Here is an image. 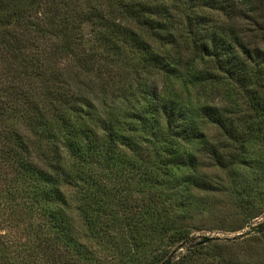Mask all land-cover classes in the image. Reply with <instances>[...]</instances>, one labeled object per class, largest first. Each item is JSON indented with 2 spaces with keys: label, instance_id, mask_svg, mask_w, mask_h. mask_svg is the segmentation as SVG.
I'll list each match as a JSON object with an SVG mask.
<instances>
[{
  "label": "trees",
  "instance_id": "16d2710c",
  "mask_svg": "<svg viewBox=\"0 0 264 264\" xmlns=\"http://www.w3.org/2000/svg\"><path fill=\"white\" fill-rule=\"evenodd\" d=\"M70 1L63 17L35 27L25 15L36 0H0V29L20 23L52 41L44 56L36 38L0 41L12 60L0 76V223L17 233L0 235L8 264L88 259L70 222L68 189L83 239L125 236L120 264H139V253L154 254L143 264H231L204 253L214 239L190 244L184 220L195 191H214L199 177L203 167L247 166L249 146L264 134V51L191 20L183 62L172 53L181 40L163 0H107L102 8ZM83 21L94 33L90 46ZM179 87L208 89L206 101L199 94L181 104ZM204 122L223 135L217 145L206 141ZM126 172L135 185L118 187Z\"/></svg>",
  "mask_w": 264,
  "mask_h": 264
},
{
  "label": "rangeland",
  "instance_id": "374dc122",
  "mask_svg": "<svg viewBox=\"0 0 264 264\" xmlns=\"http://www.w3.org/2000/svg\"><path fill=\"white\" fill-rule=\"evenodd\" d=\"M72 1L82 6H86V3L97 6V1H99L100 7L98 8L108 4L107 0ZM161 2L170 13L169 18L173 24V32L181 40L179 50L172 51V53L181 54L183 62L189 60L190 56V50L186 46L189 38L187 23L191 20L213 25L222 32L233 34L238 42L249 48L250 51L254 49L264 51V0H163ZM36 3L32 10L25 15V18L30 20L29 22L35 27L37 24L42 25L43 23L44 25L53 14L60 13V16L63 17L66 9L71 7L69 0H36ZM81 34L88 46L93 44L89 41L91 36H94L89 23L82 22ZM36 36L34 29L26 26L20 27V23L11 26V28L0 29V41L9 40L11 37L16 40L17 38L31 39ZM36 39L38 54L41 56L51 54L52 41L49 38L43 39V37ZM32 41L34 42V40ZM11 61V58L2 49L0 51V76L5 74ZM71 66L69 59H61L60 68L63 71L69 70ZM158 85L161 87V83ZM178 90L181 93V104L190 101L193 105L199 94H202L200 102L203 104L208 94V89H204L201 93L196 89L190 90L192 92L189 93L180 87ZM260 93L264 97V89ZM208 104L221 106L223 103L217 101ZM192 119L198 120L199 116L194 115ZM200 129L205 133V139L209 144L217 145L218 141L223 139V135L211 124L201 123ZM135 136L138 134L132 135V139L135 140ZM260 138L249 146V151L246 153L247 166L225 168L223 171L214 167H203L199 177L206 184L213 186L214 191L211 193L195 191L189 199L191 205L187 208L188 214L184 220V225H188L190 228V244L197 246L203 242L204 238L214 239L213 243H207L208 248L204 253H212L231 264H264V232L252 231L255 226L264 224V134ZM137 148L136 153L144 149V146L138 145ZM133 185H135V181L131 176L128 177L126 172L118 187L129 188ZM138 189L137 185L136 191ZM65 195L70 206L68 215L71 225L79 235L78 241L81 239L89 252L88 259L80 264H97L99 260L100 264H120L121 254L125 248V236L121 233L114 235L108 233L109 236H105L103 239H83L82 236L86 234V228L77 212V201L73 199L74 195L69 189L65 190ZM178 213V211L175 212L176 215ZM7 222L0 223V235L7 236L9 233V237L13 240L17 233L15 229L8 227ZM59 244H61L59 251L63 253V243L59 242ZM183 251L184 248H179L173 254L178 256ZM173 254L171 253V255ZM153 255L152 253L146 255L139 253L137 256L139 259L136 262L139 264L149 262L154 258ZM11 256L10 250H0V264H8V261L13 260ZM44 264L53 263L48 261Z\"/></svg>",
  "mask_w": 264,
  "mask_h": 264
},
{
  "label": "water",
  "instance_id": "95a60500",
  "mask_svg": "<svg viewBox=\"0 0 264 264\" xmlns=\"http://www.w3.org/2000/svg\"><path fill=\"white\" fill-rule=\"evenodd\" d=\"M206 243V241H203V242H201V243H199V244H205ZM199 244H197V245H199Z\"/></svg>",
  "mask_w": 264,
  "mask_h": 264
}]
</instances>
